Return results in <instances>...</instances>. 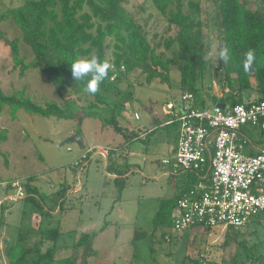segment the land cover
<instances>
[{
    "label": "rangeland",
    "instance_id": "1",
    "mask_svg": "<svg viewBox=\"0 0 264 264\" xmlns=\"http://www.w3.org/2000/svg\"><path fill=\"white\" fill-rule=\"evenodd\" d=\"M247 1L251 8L258 4V0ZM22 2L0 0V14ZM200 3L204 20L206 16L211 17L208 13L216 12L213 0H200ZM123 5L143 27L151 43L175 34L176 28H168L165 17L150 0H124ZM208 20L204 40L208 47L206 58L212 66L205 69L202 95L211 103L212 97H223L226 90L217 80L221 76L217 57L221 41L213 19ZM0 30L8 39L17 41L25 62L33 60L30 46L23 41L22 32L11 17L0 20ZM106 42L109 44V40ZM109 49L106 54L111 58ZM162 50L160 47L157 51ZM166 55L171 56L172 50H167ZM170 76L171 85L158 79L148 82L138 70L127 76L120 87L124 90L129 82L133 98L125 106V117L120 120L124 129L120 133L112 129L100 133L98 118L86 117L79 121L77 116L45 117L30 113L24 107L18 108L12 117L10 106H3L0 114V264L7 262L5 241H16L18 232L25 235V245L42 240V251L52 243L41 239L37 230L39 213H21L20 197L25 194L24 183L30 176V184L36 187L44 202L41 228L59 227L55 243L57 258L74 254L75 264H259L262 261L264 213L237 228L236 236L229 230L231 238L225 246V228L213 227L206 234L194 228L186 231L170 228L169 240L161 237L160 230L153 229L152 218L159 201L172 196L184 176L171 164L161 162L172 161L170 149L176 138L175 124H159L164 118L162 107L167 101L184 104L182 91L175 85L179 79L175 66L171 67ZM0 86L6 94L24 90L25 96L37 105L44 106L51 101L63 105L64 100H70L75 104L71 108L74 112L79 110L76 105L84 106L92 100L87 93L55 91L53 83L36 67L20 74L12 68L9 48L1 40ZM249 99H255L254 94L242 101ZM151 108L157 116L155 121L150 119L148 109ZM134 111L138 112L139 119L133 117ZM131 129H141L143 134L129 140L124 134ZM70 134L79 136L83 146L75 142L61 145ZM99 145H119L121 149H116L114 156L110 154L107 161L96 152ZM116 169H121V173ZM115 177L119 178V184L114 181ZM83 233H95V236L89 246L74 251L73 244Z\"/></svg>",
    "mask_w": 264,
    "mask_h": 264
},
{
    "label": "trees",
    "instance_id": "2",
    "mask_svg": "<svg viewBox=\"0 0 264 264\" xmlns=\"http://www.w3.org/2000/svg\"><path fill=\"white\" fill-rule=\"evenodd\" d=\"M150 1L165 17L168 28L172 26L176 28L173 36L156 44L148 40L143 27L124 7V0H23L20 5L1 13L0 20L7 17L13 19L22 32L23 41L30 46L34 54L32 61L25 62L19 54L17 41L8 39L0 30V40L9 48L12 68L23 74L26 69L36 67L49 82L53 83L55 91L87 93L92 96V100L84 106L76 105L79 110L74 112L71 108L75 104L70 100H64L63 105L51 101L42 106L26 97L24 90L6 94L0 86V114L3 106L8 104L12 117L20 107L45 117L54 115L67 119L77 116L79 121L92 117L100 119L101 124L98 127L100 133L106 129L120 133L124 129L120 120L125 117V106L133 98L130 83L128 82V87L124 90L120 84L129 74L138 70L148 82L158 79L171 85L172 66L179 72V79L175 85L182 91L181 95L184 91H190L193 94L194 105L204 107L207 105L202 95L205 85L203 80L207 71L205 69L212 66L206 58L208 47L204 40L208 19H213L212 23L221 41V49L217 52L226 45L232 55L230 62H223L220 59L218 61L221 76L217 80L226 90V94L217 99L212 97L211 103L216 101L224 104L242 103L243 93L249 98V94H254L253 100H264V0H258L254 8L249 6L247 0H213L216 12L208 13L212 15L209 18L206 16V20L202 18L200 0ZM160 47H163V50L157 51ZM108 48L111 58L106 54ZM169 49L172 50L171 56L166 55ZM249 50L255 52L256 60L252 68L246 72L242 61ZM93 55L110 64L108 76L95 94L84 90L86 82L74 80L70 67L73 60ZM121 66L123 70L120 69ZM113 74L115 76L111 78ZM175 122L172 120L162 126ZM140 130L131 129L124 136L129 140L140 138L143 134ZM107 147L109 161L110 154L115 155L116 149L121 148L119 145ZM116 170L121 173V169ZM181 173H184V176L177 191L159 201L152 218L153 229L160 230L161 237L168 240L170 239L168 232L170 228L172 229V212L178 199L201 178L200 173L190 171ZM30 177L24 183L25 194L21 198L23 204L21 213L22 215L39 213L41 219L37 224V230L41 239L50 240L52 243L42 251L40 248L42 240L33 245H25L23 242L25 235L18 232L16 241L13 243L5 241L6 264H75L77 258L74 254L63 258L55 256L58 249L55 243L60 234L59 227L41 228L42 216H45L44 202L36 187L30 184ZM114 181L119 184L120 180L115 177ZM257 217L259 215L254 218ZM213 227L222 228L195 224L186 230L194 228L206 234ZM225 229L224 246L228 245L231 238L229 230L233 231L234 236L237 235L235 232L237 228L227 226ZM94 236L95 233H83L73 244V250L89 246ZM189 241L190 245L191 240ZM200 256L204 257L202 253ZM261 258L259 264H264V255Z\"/></svg>",
    "mask_w": 264,
    "mask_h": 264
},
{
    "label": "built area",
    "instance_id": "3",
    "mask_svg": "<svg viewBox=\"0 0 264 264\" xmlns=\"http://www.w3.org/2000/svg\"><path fill=\"white\" fill-rule=\"evenodd\" d=\"M181 99L184 104L176 110L173 102L166 103L172 115L167 123L177 122V136L172 161L161 162L181 172L200 173L201 178L178 199L172 229L184 231L195 224L246 225L264 213V149L245 153L242 129L246 125L264 129V100L220 108L194 105L190 91H184ZM133 117L137 119L139 114L134 112Z\"/></svg>",
    "mask_w": 264,
    "mask_h": 264
},
{
    "label": "clouds",
    "instance_id": "4",
    "mask_svg": "<svg viewBox=\"0 0 264 264\" xmlns=\"http://www.w3.org/2000/svg\"><path fill=\"white\" fill-rule=\"evenodd\" d=\"M220 60L223 62H230L232 59L231 51L228 46H224L219 52ZM256 60L254 51L246 52L242 61L243 69L249 71ZM71 75L75 81L86 82L85 91L95 94L99 91L101 83L108 76L110 64L107 61L101 60L99 57L93 55L87 58L75 59L71 63Z\"/></svg>",
    "mask_w": 264,
    "mask_h": 264
},
{
    "label": "crops",
    "instance_id": "5",
    "mask_svg": "<svg viewBox=\"0 0 264 264\" xmlns=\"http://www.w3.org/2000/svg\"><path fill=\"white\" fill-rule=\"evenodd\" d=\"M249 4H250V2H249ZM213 84L215 85V82H213ZM246 95H247L246 93H243L242 97L243 98L244 97H248ZM249 95L252 96L251 94H249ZM167 102H169V101H167ZM171 102H173V101H171ZM217 102H219V101H216V102H213V103L207 102V105L216 104ZM174 105H175V103H174ZM181 105H178V104L175 105V110H176V108L177 109L180 108ZM148 110L150 112L151 121L153 119L155 121L157 119V116L155 115V112L152 110V108L148 109ZM162 115H163L164 118H163V121L161 123H159V124L160 125L161 124H167V121H170L171 116L167 112L166 104H165V106L162 107ZM176 124L177 123L175 122V127H176V131H177V125ZM256 129L261 130L260 128L253 127V126H250V125H246L242 129V134L244 135V141H245L244 146H243V151L245 153H247V154H256L258 151L264 149V131L261 130L260 132H256L255 131ZM175 143H176V138H175ZM102 147H104V145H99V147L97 148L96 152H98L101 155L105 156L106 160H108V151H105L104 149H102ZM105 147H107V145ZM174 147H175V144H173V146L170 149L172 151V153L174 152ZM87 149L89 150V147ZM23 196H24V194H23ZM23 196H21L20 199Z\"/></svg>",
    "mask_w": 264,
    "mask_h": 264
},
{
    "label": "water",
    "instance_id": "6",
    "mask_svg": "<svg viewBox=\"0 0 264 264\" xmlns=\"http://www.w3.org/2000/svg\"><path fill=\"white\" fill-rule=\"evenodd\" d=\"M216 105L219 106L220 108H224L225 104L222 102H217ZM67 142H75L79 146H81V147L83 146L82 139L79 136L74 135V134H70L67 137H65V139L63 141H61L60 144L62 145V144H65Z\"/></svg>",
    "mask_w": 264,
    "mask_h": 264
}]
</instances>
